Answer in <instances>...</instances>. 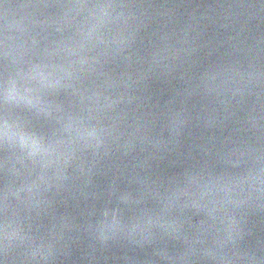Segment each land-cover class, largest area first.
Instances as JSON below:
<instances>
[{"label":"water","instance_id":"1","mask_svg":"<svg viewBox=\"0 0 264 264\" xmlns=\"http://www.w3.org/2000/svg\"><path fill=\"white\" fill-rule=\"evenodd\" d=\"M0 264H264V0H0Z\"/></svg>","mask_w":264,"mask_h":264}]
</instances>
